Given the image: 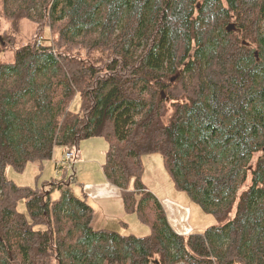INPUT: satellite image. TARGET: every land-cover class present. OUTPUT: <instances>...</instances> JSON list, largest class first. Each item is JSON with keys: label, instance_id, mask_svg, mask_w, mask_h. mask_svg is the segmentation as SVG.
I'll use <instances>...</instances> for the list:
<instances>
[{"label": "trees", "instance_id": "trees-1", "mask_svg": "<svg viewBox=\"0 0 264 264\" xmlns=\"http://www.w3.org/2000/svg\"><path fill=\"white\" fill-rule=\"evenodd\" d=\"M0 15L36 26L0 64V264H264V0H0ZM95 138L149 235L94 229L66 166L43 188L7 177ZM152 154L217 225L179 235L136 198Z\"/></svg>", "mask_w": 264, "mask_h": 264}, {"label": "rangeland", "instance_id": "rangeland-1", "mask_svg": "<svg viewBox=\"0 0 264 264\" xmlns=\"http://www.w3.org/2000/svg\"><path fill=\"white\" fill-rule=\"evenodd\" d=\"M3 33L12 36L14 42L0 51V64L13 63L16 50L21 45L31 42L35 38L36 26L27 20H20L17 23H13L5 20L0 15V36ZM77 106L78 103H75L73 108L76 109ZM107 150L108 144L103 138H95L82 142L79 146L80 162H78V165L76 164L73 169L70 168L68 175L75 174L79 182H83L84 179L86 180L87 178L85 176H90L93 179L92 182L103 180L102 164L105 162ZM63 151L64 150L61 148H58L55 152L54 162L50 160L42 170L39 169L38 164L29 163L23 173H18L12 168H8L7 177L20 187L43 188L48 185V182L61 179L63 170L57 168L55 162L62 158ZM85 152L86 155L84 156L83 154ZM142 162L144 165V173L141 182L146 191L137 193L135 190V181H132L129 187L131 191L135 192L137 199H140L145 193H149L153 196L154 200L158 201L163 207L169 200L183 205L191 212V214L189 213L190 219L188 223L194 228V232L197 234H201L208 228L218 224V221L213 215L206 214L202 208L192 202L185 193L176 190L164 166L161 155L152 154L144 156ZM94 204L96 205L95 207L99 205L95 202ZM18 210L21 213H27L25 201L19 202ZM103 214H105V211L104 208L101 207V209L97 211L93 221L94 229L99 230L104 228ZM128 215L132 217L128 219L129 221H126L127 224H129L126 230L120 227L119 223H115L112 229L123 235L130 234L138 237H145L150 234L151 230L149 225L143 223L135 213Z\"/></svg>", "mask_w": 264, "mask_h": 264}, {"label": "crops", "instance_id": "crops-1", "mask_svg": "<svg viewBox=\"0 0 264 264\" xmlns=\"http://www.w3.org/2000/svg\"><path fill=\"white\" fill-rule=\"evenodd\" d=\"M56 151H54L53 158L55 157ZM83 155L85 156L86 152ZM78 162H80L79 152H78ZM102 173H103L102 174L103 180L101 181L92 182L93 179L90 176L88 177L85 176L87 178L86 180L88 181L84 179L83 182H81L84 184V190L89 197V203L91 204V206L95 211V216L97 211L101 209V207L104 208L105 211V214H103L104 228L102 229L114 231V229H112L114 227V224L119 223L120 227H123L125 228L124 230H126L129 225L127 224L126 221H129L128 219L132 216L128 215V213L126 212L122 191L121 189L114 186L107 180L103 171ZM94 202L99 205L95 207L96 205L94 204ZM164 207L162 206L167 216V220L170 226L172 227V229L177 234L187 236L189 234L195 233L194 228L191 227L188 223L190 219L189 213L191 214V212L188 209H186L183 205L170 200L167 201V204Z\"/></svg>", "mask_w": 264, "mask_h": 264}, {"label": "built area", "instance_id": "built-area-1", "mask_svg": "<svg viewBox=\"0 0 264 264\" xmlns=\"http://www.w3.org/2000/svg\"><path fill=\"white\" fill-rule=\"evenodd\" d=\"M41 41L42 39L38 41V44H40ZM76 159H77L76 152L69 147H65L62 158L56 161L55 163L56 166L58 167L63 165V166H67L70 169L76 163Z\"/></svg>", "mask_w": 264, "mask_h": 264}, {"label": "water", "instance_id": "water-1", "mask_svg": "<svg viewBox=\"0 0 264 264\" xmlns=\"http://www.w3.org/2000/svg\"><path fill=\"white\" fill-rule=\"evenodd\" d=\"M0 40H2V38H0ZM175 79H176V77L173 78L172 81H174ZM162 95H163V97H164V92H162Z\"/></svg>", "mask_w": 264, "mask_h": 264}]
</instances>
